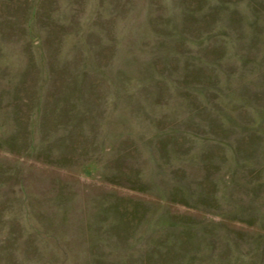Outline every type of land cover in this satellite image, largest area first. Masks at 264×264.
<instances>
[{"label": "rangeland", "instance_id": "obj_1", "mask_svg": "<svg viewBox=\"0 0 264 264\" xmlns=\"http://www.w3.org/2000/svg\"><path fill=\"white\" fill-rule=\"evenodd\" d=\"M0 264H264V0H0Z\"/></svg>", "mask_w": 264, "mask_h": 264}]
</instances>
